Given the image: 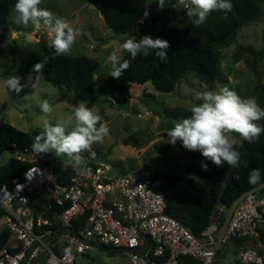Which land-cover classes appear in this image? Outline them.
<instances>
[{
  "label": "trees",
  "instance_id": "1",
  "mask_svg": "<svg viewBox=\"0 0 264 264\" xmlns=\"http://www.w3.org/2000/svg\"><path fill=\"white\" fill-rule=\"evenodd\" d=\"M85 1L104 17L106 29L115 37L128 36L139 39L143 35H150L152 38L159 37L167 40L170 44L167 63L155 57L154 52L147 57L138 55L135 60L131 61L130 67L123 72L120 80L109 75L105 81H102L97 77L100 65L96 59L85 56L70 57L67 54L54 56L53 49L39 45L34 49H16L15 58L19 63L17 75L20 77L37 75L36 72H32L33 66L46 61L40 80L57 89L58 102L68 104L84 102L100 105V97L104 96L108 98L107 101L112 106L116 107L130 104L132 100L130 89L135 85L144 86L150 83L158 97L173 94L189 75L201 84L207 83L209 90H214L217 85L223 86L226 80L220 66V52L235 41L237 34L244 26L260 20L261 5L264 4V0H231L233 8L230 12L225 14L222 11H212L205 23L197 26L192 21L183 19L182 11L173 12L168 19L150 15L149 0ZM16 2L17 0H0V29L11 25L8 18L14 11ZM143 21L147 23L145 27L141 26ZM12 29H15L13 25ZM244 54L252 57L253 68L257 60L264 58V50L258 51L248 46L238 48L236 59ZM129 59H131L130 55L124 51L122 61ZM11 73L8 69L2 77L7 79ZM256 92L257 101L264 108V86ZM154 95L144 94V98L154 99ZM144 98L143 101H146L147 99ZM164 117L171 121H179L187 118L188 112L180 108L164 110ZM257 123L264 125V119ZM39 134L40 132L24 133L9 124L0 122V157L6 152L27 155L32 152L31 146ZM230 135L238 142L235 145L241 157L238 168L230 167L226 163L222 167H217L204 158L200 151H189L182 146L181 142V147L187 151L191 160L202 161L207 164L208 169L202 170L201 166L193 163L182 173L170 175L164 180L167 183L169 196L167 214L191 229L196 237H201L218 208L229 207L241 194L264 183V133L258 141L252 143L243 140L238 134L231 133ZM131 141L138 143L133 138H128L125 142L128 144ZM95 152L96 157H92L89 151L83 153V156L93 161L103 160V153L99 150ZM32 165L34 164L17 158H10L0 165V188L3 186L10 188L13 181L22 180L23 173ZM92 167L95 166L92 165ZM253 169H259L261 173L260 182L256 185L248 182V175ZM191 173L197 176L198 181L188 178ZM236 176H239V179H236ZM147 178L155 179L156 177ZM57 180L62 185L69 183V179L59 178ZM65 207L66 204L59 206L51 201L44 209H41L42 219H47L51 226H44L37 232L51 229L57 233L60 230L58 216ZM88 214L87 211L85 215L73 222L72 231L74 233L84 228ZM3 216L4 212L0 210V220ZM10 238V232L4 228L0 233V250L7 248L10 253L14 254L20 247L9 249ZM244 240L246 239L231 237L227 243L240 249L244 245ZM260 242L264 246V238L261 237ZM61 248L58 246L59 251ZM218 253L219 250L215 257ZM177 264L202 263L190 256H182Z\"/></svg>",
  "mask_w": 264,
  "mask_h": 264
},
{
  "label": "rangeland",
  "instance_id": "2",
  "mask_svg": "<svg viewBox=\"0 0 264 264\" xmlns=\"http://www.w3.org/2000/svg\"><path fill=\"white\" fill-rule=\"evenodd\" d=\"M40 7L52 11L56 17L66 19L74 28L79 29L80 35L67 55L97 57L98 63L100 62L97 77L105 81L112 71L111 63L105 60L107 52L101 50L97 55L92 52V46L95 47L111 34L106 29L99 12L85 0H42ZM148 10L154 17L162 19L170 18L173 12L182 11L183 19L191 21L186 14L187 9L180 5L178 0H165V7L162 10L158 7V0H149ZM15 15L13 11L9 16L8 21L11 24L9 27L0 29V122L9 124L21 132L35 134L41 132L46 118L38 107L41 101L48 99L53 105L54 112L47 117L52 123L57 120L66 121L73 113L74 107L81 102L72 104L58 102L57 89L43 81H41L40 89L35 92L25 87L21 92L16 93L4 86L5 78L2 74L9 69L12 72L11 75H17L19 69V63L15 58L16 49H34L39 45L49 48L48 40L51 38V33L46 29L36 28L31 24L25 28L16 24ZM146 24L143 21V26ZM12 25L15 27L14 30ZM248 46L258 51L264 50V4L261 5L260 20L244 26L237 34L235 41L220 52V66L226 80L223 86L235 90L242 98L256 97L258 99L256 91L264 86V58L257 60L255 68L252 67V57L247 54L238 56L239 59H236L238 48ZM116 54L122 61L124 50ZM28 77L29 75L21 76V83H26ZM201 85L196 78L189 75L173 94L167 96L158 97L151 84L147 83L144 86L131 87L132 100L126 106H112L107 101L108 98L104 96L100 97V105L85 103L101 116V123L108 122L110 130L103 143L92 145L91 150H99L104 155L103 160H92V163L105 162L109 165L112 176L129 175L133 179L156 177L163 180L170 175L182 173L193 163L201 166L203 162L192 161L187 151L181 147V141H177L175 145L168 143L169 138L166 133L173 127L174 121L164 117V110L175 108L184 109L190 116L189 109L192 104L200 103L194 100V94L204 90ZM144 94H155V97L147 99L144 98ZM143 98L147 100L143 101ZM128 138H133L138 143L131 141L127 144L125 141ZM237 144L236 140L235 145ZM10 158L33 164L48 163L51 158L56 163L55 174L59 175L61 180L70 179L74 173L73 167L68 163V157H56L54 152L37 154L32 150L25 156L16 152H6L0 157V165ZM85 166L84 161L79 169H84ZM188 178L198 181L193 173L189 174ZM48 201L46 198V202L40 205L45 208ZM4 228L1 219L0 233ZM15 245L18 246L17 242L10 238L8 247L13 248ZM233 253V249L223 244L213 264H232L230 259ZM32 264L42 263L34 261ZM74 264H128V261L121 253L111 255L98 248H92L84 255L76 254Z\"/></svg>",
  "mask_w": 264,
  "mask_h": 264
},
{
  "label": "built area",
  "instance_id": "3",
  "mask_svg": "<svg viewBox=\"0 0 264 264\" xmlns=\"http://www.w3.org/2000/svg\"><path fill=\"white\" fill-rule=\"evenodd\" d=\"M143 25V22H141ZM158 32V31H157ZM108 128V122H103ZM96 157L94 150H89ZM84 169L74 170L67 185L58 182L56 163L34 164L22 175V180L12 186L0 188L2 221L11 238L20 249L10 253L0 250V264H21L29 248H32L26 264L34 261L42 264H74L76 254L84 255L93 247L89 243L106 248L125 250L121 254L128 264H177L182 256H190L202 264H213L215 252L207 251L216 241L211 236L221 227L226 208H218L201 237L207 243L197 241L181 223L167 214L169 196L167 183L160 178H136L129 175L112 176L105 162L92 163L85 158ZM94 165L95 167H92ZM37 190L61 196L58 205L66 204L58 216L60 230H72L73 222L88 211L84 228L75 233L47 239L55 234L47 219L26 215L31 194ZM264 224V191L248 195L234 210L223 243L231 237L257 239L259 227ZM88 242V243H87ZM61 246V250H58ZM146 246L142 253L137 249ZM17 245L11 250L16 249ZM237 264H264V246L240 250Z\"/></svg>",
  "mask_w": 264,
  "mask_h": 264
},
{
  "label": "clouds",
  "instance_id": "4",
  "mask_svg": "<svg viewBox=\"0 0 264 264\" xmlns=\"http://www.w3.org/2000/svg\"><path fill=\"white\" fill-rule=\"evenodd\" d=\"M41 3L42 0H17L14 5V22L25 28L31 24L36 28L48 30L51 33L48 47L54 50V56L68 54L80 35L79 29L74 28L66 19L56 17L52 11L40 7ZM178 3L185 6L187 16L197 26L205 22L210 12L222 11L226 14L233 8L231 0H178ZM158 7L162 10L165 0H158ZM169 47V42L159 37H128L121 48L131 59L121 61L115 52L111 53L107 58L112 68L110 75L120 80L123 72L138 55L147 57L154 52L155 57L167 63ZM46 63H36L32 72L37 75H29L26 83H21L20 76L11 75L3 81L4 86L16 93L25 87L31 88L32 92L39 90L42 69ZM201 87L204 90L194 94V100L200 103L192 104L189 109L190 116L173 122V127L166 133L168 143L175 145L177 141H181L184 148L200 151L204 158L217 167L226 163L230 167L238 168L240 152L235 148L236 140L230 134H238L249 143L258 141L264 133V125L258 124L257 121L264 119V108L259 105L256 97L242 98L227 86L217 85L214 90H209V85L202 83ZM38 107L46 118L40 134L31 146L32 150L37 154L54 152L56 157L67 156L68 163L74 170L84 164L83 153L88 152L93 144L103 143L109 135L110 130L101 123V116L84 102L74 107L73 113L66 121L57 120L55 123L47 118L54 112V107L48 99L41 101ZM201 167L205 171L208 169L204 163ZM235 178L239 179V176ZM260 178V170L253 169L248 175V182L256 185Z\"/></svg>",
  "mask_w": 264,
  "mask_h": 264
},
{
  "label": "crops",
  "instance_id": "5",
  "mask_svg": "<svg viewBox=\"0 0 264 264\" xmlns=\"http://www.w3.org/2000/svg\"><path fill=\"white\" fill-rule=\"evenodd\" d=\"M149 14L152 15L150 12H149ZM127 37L128 36L115 37V36L109 34V36L105 37L104 40H101V43H98L95 47L92 46V48H93V51L92 52L94 53V55H97L98 52H100L101 50H105V52H107L106 53L107 55H106L105 60L107 61L108 60L107 58H108V56L111 53H113V52L116 53L118 51H122L123 50L121 48V45L124 42L125 38H127ZM93 58L97 60V57H93ZM99 64H100V62H99ZM50 159L51 158H49V160ZM37 165H47V163L37 164ZM56 176H57V179L60 178V177H58L59 175H56ZM42 193H44V194H42ZM30 197H31V201H30V203H29V205H28V207L26 209V215L27 216H32V217H35V218H42L41 217L40 210L41 209H44L43 208L44 206L43 205H40V204L41 203H45L46 202V198L49 200L48 201V204H49V202L53 201L57 205H58V202H59V200L61 198V196L59 194L51 193V192H46L45 190H37L34 193H32ZM261 237L264 238V224H262L259 227L258 238L257 239H247V240H244V245H243L242 248H240V250L257 247L259 245V243H260V238ZM54 242H56L58 245L60 244V240L58 238H55V241ZM17 244H18V242H17ZM224 244L227 247H230L231 249H233V251H234L233 254L234 255H232L233 257L230 259V262L232 264H236V262H235L236 255L235 254L239 252L238 251L239 248H236L233 244H229L227 242L224 243Z\"/></svg>",
  "mask_w": 264,
  "mask_h": 264
},
{
  "label": "water",
  "instance_id": "6",
  "mask_svg": "<svg viewBox=\"0 0 264 264\" xmlns=\"http://www.w3.org/2000/svg\"><path fill=\"white\" fill-rule=\"evenodd\" d=\"M103 20H104V17H102ZM42 28V27H41ZM44 29V28H43ZM264 191V183L258 185L257 187H255L254 189L246 192V193H243L241 194L238 198H236L231 204L229 207L226 208V214H225V217H224V220H223V223L221 225V227L218 229V231L216 233H214L211 237L213 239H215L216 241V244L212 247V248H206L207 251H213V252H217L221 247L222 245L224 244L223 241H224V238L226 236V233H227V229H228V226H229V222L231 220V217L233 215V212L235 210V208L248 196V195H251V194H255V193H259V192H262ZM182 225V224H181ZM185 229H187L192 235V231L191 229H189L188 227L182 225ZM62 234H71V235H75V233L70 230V229H62V230H59L57 233L53 234L52 236H50L49 238L47 239H51V238H55V237H58V236H61ZM195 239L197 241H199L200 243H207L208 242V237H196L194 236ZM88 243V242H87ZM93 248H98L100 250H102L104 253L106 254H112V253H122L124 252L125 250H116V249H111V248H106V247H103L101 245H98V244H94V243H89ZM33 246L31 248L28 249L27 253H26V256L25 258L23 259L22 263L21 264H26V261H27V258L32 250ZM146 249V246L141 248V249H137L136 252L137 253H142L144 252Z\"/></svg>",
  "mask_w": 264,
  "mask_h": 264
}]
</instances>
